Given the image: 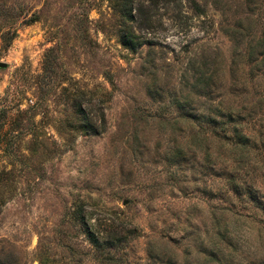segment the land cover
Listing matches in <instances>:
<instances>
[{"label":"rangeland","instance_id":"rangeland-1","mask_svg":"<svg viewBox=\"0 0 264 264\" xmlns=\"http://www.w3.org/2000/svg\"><path fill=\"white\" fill-rule=\"evenodd\" d=\"M0 5V264H264V0Z\"/></svg>","mask_w":264,"mask_h":264},{"label":"trees","instance_id":"trees-1","mask_svg":"<svg viewBox=\"0 0 264 264\" xmlns=\"http://www.w3.org/2000/svg\"><path fill=\"white\" fill-rule=\"evenodd\" d=\"M197 7V6H196ZM195 7V9H197ZM138 10L140 11V13L139 14H141V19L142 20H144V21H146L145 23H147L148 22V19H149V17L147 16V14H145L146 12L144 11V10H142V7L141 6H139V8H138ZM3 11V12H2ZM6 12L7 11H5L2 7H1V5H0V18L3 16V15H7L6 14ZM124 18H126V19H128V20H134V17L133 16H128V15H124ZM138 19L140 20V18H139V16H138ZM9 33H11L10 34V36L11 37H9V38H13V32H10V30H7L6 32H5V34H9ZM1 37H3V34H1V28H0V38ZM123 38V40H122V43H123V45L124 46H127V47H131V48H133V47H136L139 43H140V39L142 38V37H140V36H130V35H128V34H124V36H122ZM82 113H83V111H82ZM0 143H8L6 140H7V136L6 135H8V133L5 131L4 133H3V125H4V123H5V110H4V108H2V107H0ZM82 121L83 122H85V127H87L88 129H90V130H95V128H94V125H93V123L92 122H89L90 120H89V118H88V116L87 115H83L82 116ZM13 128H14V126H13ZM10 131H11V129H10ZM14 131H17V129L15 130V129H13V131L12 132H14ZM13 135H17V134H13ZM13 137V136H12ZM11 137V138H12ZM5 149L7 150L8 148H9V145H6L5 144Z\"/></svg>","mask_w":264,"mask_h":264},{"label":"water","instance_id":"water-1","mask_svg":"<svg viewBox=\"0 0 264 264\" xmlns=\"http://www.w3.org/2000/svg\"><path fill=\"white\" fill-rule=\"evenodd\" d=\"M0 67H6V64L0 62Z\"/></svg>","mask_w":264,"mask_h":264}]
</instances>
